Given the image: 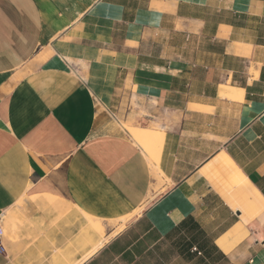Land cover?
<instances>
[{"label": "crops", "instance_id": "obj_1", "mask_svg": "<svg viewBox=\"0 0 264 264\" xmlns=\"http://www.w3.org/2000/svg\"><path fill=\"white\" fill-rule=\"evenodd\" d=\"M0 222V264H264V0H0Z\"/></svg>", "mask_w": 264, "mask_h": 264}, {"label": "built area", "instance_id": "obj_2", "mask_svg": "<svg viewBox=\"0 0 264 264\" xmlns=\"http://www.w3.org/2000/svg\"><path fill=\"white\" fill-rule=\"evenodd\" d=\"M4 236H5V229L3 224L0 222V254H5L7 251Z\"/></svg>", "mask_w": 264, "mask_h": 264}, {"label": "rangeland", "instance_id": "obj_3", "mask_svg": "<svg viewBox=\"0 0 264 264\" xmlns=\"http://www.w3.org/2000/svg\"><path fill=\"white\" fill-rule=\"evenodd\" d=\"M127 125H129V126H141L139 123H137V124H135V123H133V120L132 119H129L128 121H126V122H121V126L125 129V127L127 126ZM137 138H138V136H137ZM126 220V219H125Z\"/></svg>", "mask_w": 264, "mask_h": 264}, {"label": "bare ground", "instance_id": "obj_4", "mask_svg": "<svg viewBox=\"0 0 264 264\" xmlns=\"http://www.w3.org/2000/svg\"><path fill=\"white\" fill-rule=\"evenodd\" d=\"M152 165H153V167H154V169H155L156 171L160 170L159 160H158V159L156 160V162H153ZM156 176H157V175H156ZM124 220H125V218H124Z\"/></svg>", "mask_w": 264, "mask_h": 264}]
</instances>
